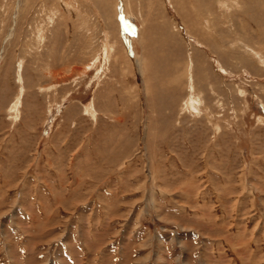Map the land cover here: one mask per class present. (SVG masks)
Returning <instances> with one entry per match:
<instances>
[{
    "label": "rangeland",
    "instance_id": "1",
    "mask_svg": "<svg viewBox=\"0 0 264 264\" xmlns=\"http://www.w3.org/2000/svg\"><path fill=\"white\" fill-rule=\"evenodd\" d=\"M0 264H264V0H0Z\"/></svg>",
    "mask_w": 264,
    "mask_h": 264
}]
</instances>
